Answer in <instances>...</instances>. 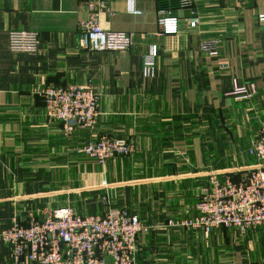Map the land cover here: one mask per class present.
<instances>
[{"label": "crops", "instance_id": "obj_1", "mask_svg": "<svg viewBox=\"0 0 264 264\" xmlns=\"http://www.w3.org/2000/svg\"><path fill=\"white\" fill-rule=\"evenodd\" d=\"M101 1L100 28L130 36L129 49L80 47L84 0H0V231L15 211L69 205L94 215L106 198L146 230L136 264H264L261 228L204 234L168 225L197 215L210 175L239 180L259 167L249 149L264 123V0H193L195 28L179 0ZM160 11L178 20L176 34L162 33ZM16 30L38 34L36 53L9 51ZM151 47L154 72L145 77ZM88 84L99 98L95 126L65 136L35 91ZM101 137L135 152L100 166L81 149ZM9 254L0 242V264H11Z\"/></svg>", "mask_w": 264, "mask_h": 264}, {"label": "built area", "instance_id": "obj_2", "mask_svg": "<svg viewBox=\"0 0 264 264\" xmlns=\"http://www.w3.org/2000/svg\"><path fill=\"white\" fill-rule=\"evenodd\" d=\"M86 15L79 22V44L93 53L118 52L129 49L131 37L123 33L103 31L98 14L104 9L101 0H84ZM187 9L191 28L198 26L193 0H179ZM158 24L165 35L178 32V20L165 17L160 11ZM264 29V13L257 17ZM38 34L28 31H10L8 49L14 54H34L38 51ZM208 50L207 47L203 48ZM209 54L215 55L216 49ZM157 57L156 47L149 49L144 58L143 74L152 77ZM44 102V116L48 121L62 125L65 136L76 128L91 131L98 116V95L91 85L49 86L35 91ZM247 99L244 87H235L234 93ZM81 152L100 166L117 157L135 152L130 142L101 137L85 145ZM249 155L259 167L241 177L239 181L210 175L208 187L200 193L195 205L197 215L189 220L168 222L169 226L209 234L219 227L241 233L261 228L264 230V123L260 125ZM105 211L94 215H80L69 207L43 208L30 212L26 218L15 216L12 226L0 232V242L9 250L11 264H136L137 240L145 232L140 219L121 207L104 200ZM26 219V220H25Z\"/></svg>", "mask_w": 264, "mask_h": 264}, {"label": "rangeland", "instance_id": "obj_3", "mask_svg": "<svg viewBox=\"0 0 264 264\" xmlns=\"http://www.w3.org/2000/svg\"><path fill=\"white\" fill-rule=\"evenodd\" d=\"M7 36H8V35H7ZM236 181H239V180H236ZM105 200L109 201L110 204H112V203H111V200H108V199H106V198H105ZM112 205H113V204H112ZM63 207H69V208L75 210L74 207L69 206V205H67V206H63ZM116 207H117V206H116ZM58 208H61V206L58 207ZM51 209H52V208H51ZM35 210H37V209H35ZM35 210H30L27 214H25V212H24L23 215H21L20 212L15 211L14 214H13L12 219H13L15 216H17V217H21V218H26V219H27L28 214H29L30 212H34ZM75 212H76V211H75ZM76 213L79 214L78 212H76ZM26 219H25V220H26ZM11 226H12V220H11ZM11 226H10V227H11ZM10 227H9V228H10ZM9 228H7V229H5V230H8ZM5 230H1L0 232L5 231ZM184 230H189V229H185V228H184ZM216 230L218 231V230H232V229H231V228H225V227H219V228H217V229H214L213 231H216ZM235 231H236V230H235ZM236 232H238L239 234H241V232H239V231H236Z\"/></svg>", "mask_w": 264, "mask_h": 264}, {"label": "trees", "instance_id": "obj_4", "mask_svg": "<svg viewBox=\"0 0 264 264\" xmlns=\"http://www.w3.org/2000/svg\"><path fill=\"white\" fill-rule=\"evenodd\" d=\"M232 179H233L234 181H236L234 177H232Z\"/></svg>", "mask_w": 264, "mask_h": 264}]
</instances>
